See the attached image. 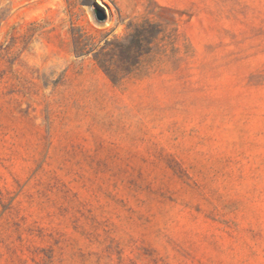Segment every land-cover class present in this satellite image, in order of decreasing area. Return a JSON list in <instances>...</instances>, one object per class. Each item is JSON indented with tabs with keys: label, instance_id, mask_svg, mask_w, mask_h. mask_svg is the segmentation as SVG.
Returning <instances> with one entry per match:
<instances>
[{
	"label": "rangeland",
	"instance_id": "obj_1",
	"mask_svg": "<svg viewBox=\"0 0 264 264\" xmlns=\"http://www.w3.org/2000/svg\"><path fill=\"white\" fill-rule=\"evenodd\" d=\"M0 264H264V0H0Z\"/></svg>",
	"mask_w": 264,
	"mask_h": 264
},
{
	"label": "water",
	"instance_id": "obj_2",
	"mask_svg": "<svg viewBox=\"0 0 264 264\" xmlns=\"http://www.w3.org/2000/svg\"><path fill=\"white\" fill-rule=\"evenodd\" d=\"M96 14L98 15V16H100V18H104V16H105V12H104V10H102V9H96Z\"/></svg>",
	"mask_w": 264,
	"mask_h": 264
}]
</instances>
